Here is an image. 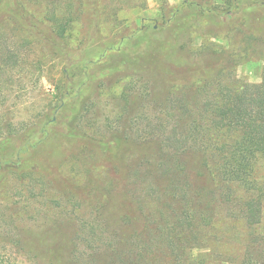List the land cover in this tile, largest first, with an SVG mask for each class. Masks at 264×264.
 <instances>
[{
	"label": "rangeland",
	"instance_id": "rangeland-1",
	"mask_svg": "<svg viewBox=\"0 0 264 264\" xmlns=\"http://www.w3.org/2000/svg\"><path fill=\"white\" fill-rule=\"evenodd\" d=\"M263 1L0 5L2 258L150 264L145 242L174 232L183 207L199 236L184 262L190 253L197 264H264V205L252 236L208 191L216 181L201 166L196 132L220 86L264 79ZM53 13L72 18L65 36ZM46 119L55 120L47 138L23 147Z\"/></svg>",
	"mask_w": 264,
	"mask_h": 264
},
{
	"label": "trees",
	"instance_id": "trees-1",
	"mask_svg": "<svg viewBox=\"0 0 264 264\" xmlns=\"http://www.w3.org/2000/svg\"><path fill=\"white\" fill-rule=\"evenodd\" d=\"M10 1L14 2L0 0V5L6 7ZM228 12L231 16L234 10L229 9ZM49 18L61 37L73 23L72 18L62 21L54 13ZM196 122L199 125L196 132L204 139L198 150L204 156L201 166L216 181L208 191L213 190L230 212L237 209L236 216L251 230L252 236H257L256 226L262 221L264 205V178L257 177L258 168L264 164V79L260 83H246L235 88L220 86L216 100L208 104L207 112L202 113ZM53 124L54 119H46L41 125V136L33 140L25 138L23 147L39 146L50 134V125ZM173 180L170 179V185L173 182L175 188ZM171 194L176 202V191ZM182 208L172 227L177 228L174 232L162 228L157 235L158 241L145 242L146 249L153 253L150 264H197V258H192L190 253L188 257L191 260L187 263L182 258L183 253L192 247L189 243L191 238H199L193 223L194 216L184 215ZM183 237L187 238L186 241ZM0 264L13 263L2 258L0 251Z\"/></svg>",
	"mask_w": 264,
	"mask_h": 264
}]
</instances>
